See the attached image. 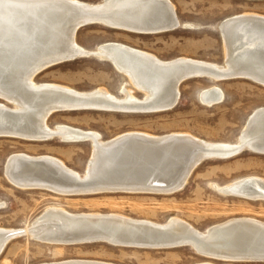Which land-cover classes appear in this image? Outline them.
Wrapping results in <instances>:
<instances>
[{
  "label": "bare ground",
  "instance_id": "bare-ground-1",
  "mask_svg": "<svg viewBox=\"0 0 264 264\" xmlns=\"http://www.w3.org/2000/svg\"><path fill=\"white\" fill-rule=\"evenodd\" d=\"M86 14L100 15L90 25L142 35L184 27L171 0H102L97 4L81 0H0V98L11 105L0 102V137L92 144V155L83 175L53 156L13 154L6 162L5 174L15 187L42 188L62 195L104 192L170 195L182 190L179 187L187 184L207 155L213 156L210 159H227L226 154L239 146L264 154V107L249 116L237 144L209 142L183 132L158 136L132 131L105 140L96 131L62 124L51 128L48 118L58 112L169 111L166 109L178 105L180 87L190 79L218 82L245 76L264 86V15L243 13L221 23L225 64L220 65L186 57L164 61L118 42L86 49L76 40ZM70 57H97L113 64L132 88L124 85L121 89L124 96L117 97L104 87L81 92L36 81L38 75L68 62L62 60ZM134 91L142 92L144 97L138 98ZM224 97L218 85L202 90L199 95L208 107L221 103ZM214 188L223 195L264 201V179L257 176ZM3 207L0 201V208ZM21 231L39 242L59 245L95 243L79 241L90 238L122 246L113 241L146 242L162 238L193 241L196 237L193 242L215 255L216 260L264 262V222L249 217L229 219L200 231L178 217L159 224L115 213H70L61 207H50L31 228H0V256L13 239L22 236L12 235ZM41 264L114 263L77 259Z\"/></svg>",
  "mask_w": 264,
  "mask_h": 264
},
{
  "label": "rangeland",
  "instance_id": "rangeland-1",
  "mask_svg": "<svg viewBox=\"0 0 264 264\" xmlns=\"http://www.w3.org/2000/svg\"><path fill=\"white\" fill-rule=\"evenodd\" d=\"M97 4L102 0H81ZM184 27L160 34H135L89 25L79 29L76 40L93 50L107 42H118L156 55L164 61L186 57L220 65L225 64L224 43L219 26L232 16L243 13L264 15V0H171ZM39 83H55L87 92L104 87L117 97L124 96L127 78L114 65L97 57L78 58L56 65L37 76ZM218 85L224 100L214 106L204 105L200 92ZM138 98L144 94L134 91ZM176 107L164 112L125 113L106 111L58 112L48 118L51 128L67 125L99 132L105 140L137 131L152 135L190 133L209 142L235 143L249 116L264 107V86L245 78L218 82L208 78L185 81L180 87ZM0 102L11 105L0 98ZM13 108V106H12ZM90 141L44 142L0 137V228L25 230L50 207L70 213L121 214L133 219L164 224L178 217L200 231L233 218H254L264 222V201L223 195L214 185H226L243 178L264 179V154L248 149L227 159H208L191 174L179 192L152 193H84L62 195L47 189H20L6 177L7 160L16 153L30 156L48 155L62 160L81 175L92 155ZM96 260L114 264H264L261 261L232 262L205 257L191 246L151 249L114 246L107 242L74 245L48 244L24 234L13 239L0 256V264H41L65 260Z\"/></svg>",
  "mask_w": 264,
  "mask_h": 264
},
{
  "label": "water",
  "instance_id": "water-1",
  "mask_svg": "<svg viewBox=\"0 0 264 264\" xmlns=\"http://www.w3.org/2000/svg\"><path fill=\"white\" fill-rule=\"evenodd\" d=\"M251 1H259V0H251ZM100 17V15H97V14H86L83 16V20L82 22H80V26H79V29L82 28V27H85V26H88L90 24H92L94 21H97V18ZM179 26V25H178ZM177 26V28H178ZM224 25L221 24L219 26V30L220 32L222 33V27ZM115 48V47H114ZM76 58H67L66 60H62V61H72V60H75ZM113 65V64H112ZM245 77V76H244ZM242 76H238V78H244ZM176 106L173 105L171 107H169L168 109L166 110H170V109H173L174 107ZM248 149V146H239L237 147L235 150L229 152V154H226L227 157L226 158H231L233 156H236L238 155L239 153L243 152L244 150ZM207 153V152H206ZM213 155V154H211ZM211 157L213 156H210V155H207V157L205 158H202V160L200 161L199 165L204 162L205 160L207 159H210ZM186 186V183L182 186H180L179 188H184ZM161 228V227H159ZM163 229V228H162ZM161 229V230H162ZM25 234V232L21 231L20 233H17V234H13L12 236L14 235H23ZM195 240L193 241H196V237H194ZM104 241L105 238H102ZM167 239V238H166ZM163 240L162 239H157V240H151V241H140L139 242H123V241H113V243L117 244V245H122V246H130V247H141V248H154V249H163V248H175V247H181V246H191L193 247L198 253H200L201 255L205 256V257H209V258H213V259H216V256L213 255V254H210V252H205L204 250H201L196 244L195 242H193L192 240H189V239H186V238H181V239H167V240ZM103 240H100V241H103ZM79 241H83V242H97L99 241L98 239H95V238H90V239H85V240H79ZM75 241H73L74 243ZM1 254V253H0ZM253 261H256V260H253ZM257 261H260V260H257Z\"/></svg>",
  "mask_w": 264,
  "mask_h": 264
}]
</instances>
